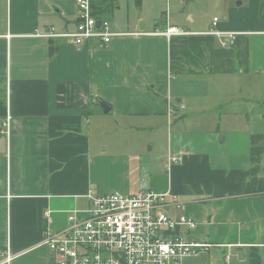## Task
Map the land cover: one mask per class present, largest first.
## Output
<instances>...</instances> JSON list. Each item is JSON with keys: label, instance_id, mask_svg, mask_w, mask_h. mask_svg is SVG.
I'll list each match as a JSON object with an SVG mask.
<instances>
[{"label": "crops", "instance_id": "crops-1", "mask_svg": "<svg viewBox=\"0 0 264 264\" xmlns=\"http://www.w3.org/2000/svg\"><path fill=\"white\" fill-rule=\"evenodd\" d=\"M94 9L120 34L104 48L33 37L73 32L76 0H0L7 264H57L46 232L64 236L91 193L133 196L142 185L176 197L160 212L190 219L181 236L211 246L184 264H264V0H99ZM172 27L181 33L167 37ZM156 138L166 148L151 155ZM168 154L183 161L167 167Z\"/></svg>", "mask_w": 264, "mask_h": 264}, {"label": "built area", "instance_id": "built-area-1", "mask_svg": "<svg viewBox=\"0 0 264 264\" xmlns=\"http://www.w3.org/2000/svg\"><path fill=\"white\" fill-rule=\"evenodd\" d=\"M98 2L76 0L77 20L73 32L53 33L50 30L33 37L72 40L79 48L89 41H96L99 48L107 47L120 34L111 32L109 23L94 13V5ZM217 22L214 18L213 28ZM180 33L172 27L164 34L170 37ZM211 33L234 36L216 29ZM6 125V121L1 123L0 133ZM182 158L168 154L167 167L181 163ZM88 200L86 211L68 217L70 226L64 236L46 232L43 237V243L57 264H184L211 247L181 236V228L188 233L194 230L193 221L185 217L173 220L160 212L167 201L177 204L176 197L169 193H156L142 185L133 196L91 193ZM11 258L9 251L0 253L1 264L9 263Z\"/></svg>", "mask_w": 264, "mask_h": 264}, {"label": "rangeland", "instance_id": "rangeland-1", "mask_svg": "<svg viewBox=\"0 0 264 264\" xmlns=\"http://www.w3.org/2000/svg\"><path fill=\"white\" fill-rule=\"evenodd\" d=\"M213 1H214V3L216 2V0H213ZM123 3H124L123 1L119 2V4H121V5ZM202 3H203V1H201L200 3H198V6H202ZM218 10L219 9L213 10V13L209 16V18H212L213 15H220V14H222L221 9H220V11H218ZM193 127H196L195 124L193 125ZM196 133H197V129H195V128L192 131L185 132L183 139H185L187 141H190L193 138H196V137H193V136H197V135H194ZM201 139H203V137H201ZM164 146L166 148L165 141L162 138H156L154 140V142H152L151 145H150V148L154 147V150L150 154L151 155H158V153L163 149ZM228 147H225V149H227ZM214 151H215L214 155H217L218 152H217V149L215 147H214Z\"/></svg>", "mask_w": 264, "mask_h": 264}, {"label": "water", "instance_id": "water-1", "mask_svg": "<svg viewBox=\"0 0 264 264\" xmlns=\"http://www.w3.org/2000/svg\"><path fill=\"white\" fill-rule=\"evenodd\" d=\"M99 105L102 108V110H103L104 113H107L110 110V106L109 105H106L103 102H100ZM263 164H264V157H263Z\"/></svg>", "mask_w": 264, "mask_h": 264}, {"label": "trees", "instance_id": "trees-1", "mask_svg": "<svg viewBox=\"0 0 264 264\" xmlns=\"http://www.w3.org/2000/svg\"><path fill=\"white\" fill-rule=\"evenodd\" d=\"M203 252H205V251H203ZM203 252H202V253H203ZM200 254H201V253H200Z\"/></svg>", "mask_w": 264, "mask_h": 264}]
</instances>
